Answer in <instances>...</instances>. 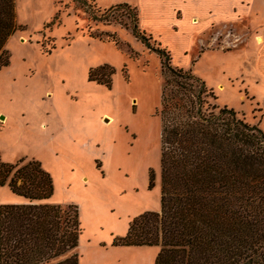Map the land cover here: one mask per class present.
<instances>
[{
	"label": "rangeland",
	"instance_id": "374dc122",
	"mask_svg": "<svg viewBox=\"0 0 264 264\" xmlns=\"http://www.w3.org/2000/svg\"><path fill=\"white\" fill-rule=\"evenodd\" d=\"M86 1L105 16L94 20L73 0H14L18 27L0 66V159H37L52 180L47 201L76 205L77 264H152L156 245L111 240L132 216L159 209L166 72L155 46L212 89L210 103L264 130V38L256 41L264 0ZM121 1L136 7L147 44L130 32L131 10L108 11ZM172 9L181 22L169 29ZM106 33L118 43L92 36ZM101 63L113 67L109 87L87 79L88 67ZM22 199L0 186V203Z\"/></svg>",
	"mask_w": 264,
	"mask_h": 264
},
{
	"label": "trees",
	"instance_id": "16d2710c",
	"mask_svg": "<svg viewBox=\"0 0 264 264\" xmlns=\"http://www.w3.org/2000/svg\"><path fill=\"white\" fill-rule=\"evenodd\" d=\"M73 1L94 20L107 11ZM118 6L131 10L130 32L147 44L136 7L121 1L108 11ZM16 27L14 0H0V66ZM92 36L118 43L113 33ZM155 51L166 72L158 107L159 209L132 216L111 243L156 245L152 264H264V130L232 107L210 103L216 96L201 78L172 65L165 47ZM112 72L108 63L89 66L87 79L109 87ZM2 185L25 200L0 203V264H77L76 205L47 201L52 180L40 162L0 159Z\"/></svg>",
	"mask_w": 264,
	"mask_h": 264
},
{
	"label": "crops",
	"instance_id": "0c3cea01",
	"mask_svg": "<svg viewBox=\"0 0 264 264\" xmlns=\"http://www.w3.org/2000/svg\"><path fill=\"white\" fill-rule=\"evenodd\" d=\"M194 13H195V11H192V12H190L189 13V19L190 18H192V17H194V18H196V15H194ZM163 16V15H162ZM166 18H167V20H166V25L169 27V26H171V25H174V24H180V22H181V16L179 17H176L175 15H174V13H173V9L172 10H170V14L169 15H166ZM169 29H170V27H169ZM263 34H264V30H263ZM262 38H264V36L262 37ZM22 197V196H21ZM23 199L22 200H19L20 202L21 201H24L25 200V198L24 197H22ZM18 200H16V202H17Z\"/></svg>",
	"mask_w": 264,
	"mask_h": 264
},
{
	"label": "bare ground",
	"instance_id": "6f19581e",
	"mask_svg": "<svg viewBox=\"0 0 264 264\" xmlns=\"http://www.w3.org/2000/svg\"><path fill=\"white\" fill-rule=\"evenodd\" d=\"M256 41L259 42V43L262 42V37L261 36H257L256 37Z\"/></svg>",
	"mask_w": 264,
	"mask_h": 264
}]
</instances>
